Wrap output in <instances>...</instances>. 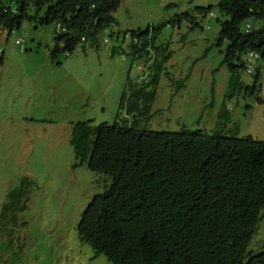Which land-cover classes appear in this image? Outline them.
Here are the masks:
<instances>
[{
    "label": "rangeland",
    "instance_id": "rangeland-1",
    "mask_svg": "<svg viewBox=\"0 0 264 264\" xmlns=\"http://www.w3.org/2000/svg\"><path fill=\"white\" fill-rule=\"evenodd\" d=\"M221 1L124 0L115 28L122 36L129 33L126 43L111 38L115 28H110L99 45L70 55L61 51L58 62L53 58L56 25L26 21L11 37L8 32L0 36V51H5L0 75V264H112L80 238L85 212L112 179L88 165L78 167L72 145L77 124H119L148 132L200 130L264 142V59L255 62L254 75L242 71L241 84L231 83L230 68L223 65L229 43L218 46L223 24L230 20L219 8ZM212 6L214 15L198 11ZM187 13L190 19L179 26L177 19ZM253 24L255 30L264 27L263 22ZM153 26L162 27L157 47L168 48L173 57L148 114L147 101L134 92L152 81L154 71L130 56V35ZM20 39H25V51ZM260 70L261 91L247 94ZM251 249L264 250V222Z\"/></svg>",
    "mask_w": 264,
    "mask_h": 264
},
{
    "label": "trees",
    "instance_id": "trees-1",
    "mask_svg": "<svg viewBox=\"0 0 264 264\" xmlns=\"http://www.w3.org/2000/svg\"><path fill=\"white\" fill-rule=\"evenodd\" d=\"M123 1L0 0V31L13 34L26 21L61 26L53 51L58 62L61 51L70 55L99 45L101 34L118 26L115 14ZM219 8L230 17L218 42L219 47L229 43L223 65L230 68L231 83L240 85L245 57L256 53L264 59V27L250 33L246 29L264 23V0H222ZM214 10L198 9L205 17ZM190 17L184 14L176 23L181 26ZM161 31L153 26L130 35V56L151 64L154 71L152 81L134 92L147 101L148 114L173 57L168 48L157 47ZM128 36L116 28L110 35L122 43ZM0 63L5 64V52ZM262 78L260 70L246 93L260 92ZM125 101L126 96L122 106ZM72 145L78 167L88 165L112 179L79 226L81 240L98 256L112 264H264V250L251 249L264 222L263 141L200 130L148 132L87 122L74 127Z\"/></svg>",
    "mask_w": 264,
    "mask_h": 264
},
{
    "label": "clouds",
    "instance_id": "clouds-1",
    "mask_svg": "<svg viewBox=\"0 0 264 264\" xmlns=\"http://www.w3.org/2000/svg\"><path fill=\"white\" fill-rule=\"evenodd\" d=\"M248 25H251L252 26V31L254 30V26L252 25V24H248ZM248 25H247V27H248ZM247 27H246V29H247ZM64 29L61 27V26H59L58 27V31L59 32H61V31H63ZM251 31V32H252ZM4 32H8L9 33V36L11 37L13 34H10V32L9 31H7V30H2V31H0V36H2L3 34H4ZM247 33H248V31H247ZM250 33V32H249ZM24 42H25V39H24ZM25 44V43H24ZM19 45V44H18ZM20 46H22V49H23V51H25L26 49H25V46L23 47V45H20ZM5 51L3 50V51H0V54L3 56V53H4ZM250 54V53H249ZM249 54L247 55V57L249 56ZM256 54V53H255ZM258 55V54H257ZM247 57H245V60H244V63H245V65H246V68H245V70H243V71H247L248 72V74H250V75H254V64H255V62L257 61V60H259V55H258V58L252 63V64H250V63H248L247 61H246V59H247ZM3 66L4 65H2L1 63H0V75H1V72H2V68H3ZM250 69H252V73H249V70Z\"/></svg>",
    "mask_w": 264,
    "mask_h": 264
},
{
    "label": "built area",
    "instance_id": "built-area-1",
    "mask_svg": "<svg viewBox=\"0 0 264 264\" xmlns=\"http://www.w3.org/2000/svg\"><path fill=\"white\" fill-rule=\"evenodd\" d=\"M247 31H248V32H251V31H252V26H251V25H248V27H247ZM24 43H25V42H24V39H20V40L18 41V44H19V45H23V47H24ZM257 58H258V55H257V54H255V53H250L249 56L247 57L246 61H247L248 63L252 64ZM249 73H252V69L249 70Z\"/></svg>",
    "mask_w": 264,
    "mask_h": 264
}]
</instances>
